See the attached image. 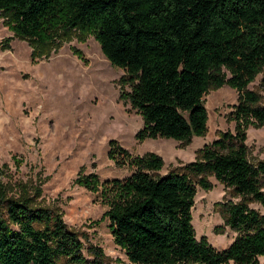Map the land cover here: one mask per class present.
Returning a JSON list of instances; mask_svg holds the SVG:
<instances>
[{"label":"trees","instance_id":"16d2710c","mask_svg":"<svg viewBox=\"0 0 264 264\" xmlns=\"http://www.w3.org/2000/svg\"><path fill=\"white\" fill-rule=\"evenodd\" d=\"M0 16L12 32L5 40L27 41L33 62L73 36L92 35L124 71L119 98L141 117L137 141L189 144L206 131L205 94L233 88V130L219 132L194 160L162 173L159 154L133 155L110 139L108 157L129 175L100 181L91 172L75 183L106 202L102 220L132 264H264V159L252 161L246 144L247 128L264 126L262 95L248 87L264 67V0H0ZM259 85L264 90V76ZM4 166L0 264H114L59 210L42 205L39 189L13 190ZM210 178L223 185L218 210L235 234L221 249L192 225L197 188L211 189Z\"/></svg>","mask_w":264,"mask_h":264},{"label":"rangeland","instance_id":"374dc122","mask_svg":"<svg viewBox=\"0 0 264 264\" xmlns=\"http://www.w3.org/2000/svg\"><path fill=\"white\" fill-rule=\"evenodd\" d=\"M9 36L12 32L0 16V166L5 164V182L16 191L23 184L39 189L40 203L59 210L85 245L99 246L111 263L132 264L112 239L107 219L102 220L106 202L75 178L91 172L100 181L129 175L127 166L119 167L108 157L110 139L133 155L159 154L164 160L162 173L194 160L196 151L219 132L233 130L228 112L236 103V91L224 85L205 94L206 131L189 144L182 146L172 138L137 141L141 117L119 98L118 79L124 71L109 63L92 35L84 41L73 36L34 62L28 42L16 37L7 42ZM262 76L264 67L248 87L264 102ZM246 134L249 158L264 159V126L250 125ZM210 179L211 189L197 188L192 225L197 238L205 236L221 249L235 234L224 226L218 210L223 185Z\"/></svg>","mask_w":264,"mask_h":264}]
</instances>
